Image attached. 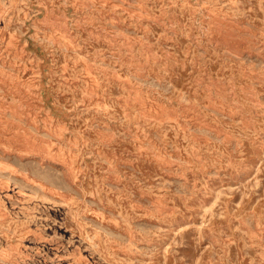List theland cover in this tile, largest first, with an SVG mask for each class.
Listing matches in <instances>:
<instances>
[{"label":"rangeland","instance_id":"rangeland-1","mask_svg":"<svg viewBox=\"0 0 264 264\" xmlns=\"http://www.w3.org/2000/svg\"><path fill=\"white\" fill-rule=\"evenodd\" d=\"M0 264H264V0H0Z\"/></svg>","mask_w":264,"mask_h":264}]
</instances>
